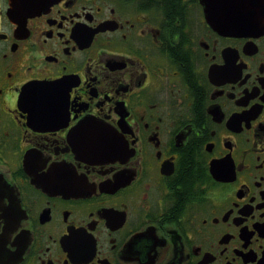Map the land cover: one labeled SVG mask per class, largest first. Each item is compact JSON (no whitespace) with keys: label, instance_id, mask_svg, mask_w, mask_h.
<instances>
[{"label":"flooded vegetation","instance_id":"obj_1","mask_svg":"<svg viewBox=\"0 0 264 264\" xmlns=\"http://www.w3.org/2000/svg\"><path fill=\"white\" fill-rule=\"evenodd\" d=\"M39 4L0 0V264H264V0Z\"/></svg>","mask_w":264,"mask_h":264},{"label":"water","instance_id":"obj_2","mask_svg":"<svg viewBox=\"0 0 264 264\" xmlns=\"http://www.w3.org/2000/svg\"><path fill=\"white\" fill-rule=\"evenodd\" d=\"M35 1H39V2H43V3H51L53 2L54 0H35ZM41 4V3H40Z\"/></svg>","mask_w":264,"mask_h":264}]
</instances>
